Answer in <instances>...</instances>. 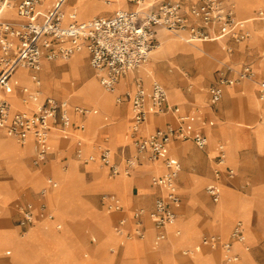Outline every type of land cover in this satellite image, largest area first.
I'll use <instances>...</instances> for the list:
<instances>
[{
	"label": "crops",
	"instance_id": "obj_1",
	"mask_svg": "<svg viewBox=\"0 0 264 264\" xmlns=\"http://www.w3.org/2000/svg\"><path fill=\"white\" fill-rule=\"evenodd\" d=\"M55 1L56 0H53L47 6V8L42 9V5H41L39 6V9L42 12H46L52 7ZM66 1L68 0H65V2ZM242 1H247V0H242ZM69 3L72 4L73 0L72 1L70 0ZM129 8H131V6L125 2V8H122V9H129ZM258 8L264 9V6H262L261 8L256 7L257 10L252 12V15L254 17L257 11L259 10ZM62 11L64 14L65 11H64L63 6H62ZM112 11L114 12L117 10H114V8H111V9H106L103 11L99 10L97 12H90L88 14H85L84 20H77L75 18H72L69 20L65 17V14H64L63 24L67 25L71 22H83V21L90 20L94 17H108L113 14ZM105 12H111V13L100 14V13H105ZM11 13H12V17H8L5 13L3 17L9 18V19H15L17 16L15 15V11L13 9H11ZM73 15H75V12H73ZM238 18L244 20V18L242 17H238ZM260 23L264 24V22L254 19V22H252L249 25V27L246 26L253 33L254 39L251 41H248V39H246L245 41L255 44L257 46V48L254 51L255 55L258 54L260 49L264 51V28H259L256 26V24H260ZM158 33H159V30L157 32V41L159 44ZM223 40H224V44H227L229 42L234 43L233 41L228 40V39H223ZM245 41L239 44H244ZM154 51L152 52L151 56L153 55ZM228 51L229 53H232L231 48ZM217 52H221V57L223 58L222 63L231 60L229 55L224 51L223 44H218L216 46L211 47L207 55H205V53L204 54L202 53L203 58L208 59L212 63L210 72L201 71V73L194 76V74L196 73V70L194 69V67L191 66L194 69L193 76L190 78V82H189L190 84L192 83L194 86L192 91L191 92L184 91L181 88L183 85H180L179 87L185 99L184 106H180L182 110H180L179 105H176V104L170 105L167 100V106L169 108L171 109L178 108V112H176V114L183 115L185 113L186 114L191 113V115L193 116L192 117L193 121L190 122L191 120L190 121L188 120L187 122V120H185L183 123H180L179 121L173 118V113H175L173 111H169L168 113H165L166 116L160 119L157 117L163 114H160V115L151 114L153 118L149 121V124H146L145 123L146 121H145L142 125L141 131L138 130L137 132L138 136L143 137V136L148 135V133L153 132L157 128H166V127L177 128L179 125H182L183 129L186 130V127H187L186 124H187L191 126L189 129H187V131H189V133L192 134V136L200 135V136H205L207 138L208 136H207L206 128L209 127V133L214 138V141H216V143L214 144V150L209 149L208 140L204 147H199L194 143L196 145L195 147L192 145L191 142L175 139L174 140L175 142H173L174 144H172L171 148H168V149L170 152L176 150L178 153L177 154L178 156L176 159H171L169 156H165V158H163L162 160L163 167L160 170H157V166L155 165L156 162L160 160V157L158 158L156 162H149L145 155H140L138 164L130 172V174H128V175L133 174L134 178L131 180V185L129 189L126 191V195L130 199L131 206L144 207V208H147L148 210H151L153 207V201L155 197L161 194L163 191L160 188L152 187L150 181L147 186V181H148L149 176L150 175L158 176V175L163 174L165 172V168H164L165 160H171L175 162L180 161L181 167H180V172L178 174L177 184H178V192L180 189L181 192L185 194V197L183 198L182 197L183 194L179 192L180 198H181L180 203L183 200H185V202H184L183 207L179 209V211H177L178 206L175 208L176 216H178L179 214L182 216L183 219L184 218L187 220L192 219L198 226H204L205 224L214 222L215 221L214 216H213L214 205L219 203V201L221 200V195H222L221 184L224 185L225 187L231 190V192H225V195H226L225 201H227L230 198L234 199L236 204L239 207V210H238L239 213L236 216H232L230 223L227 221L228 218H227L226 213L224 214L223 217L216 219L217 221H219L218 227L219 229H221V231H224L228 228V235L226 238L221 236L218 232H212L211 234H205V235H208V236L214 235V236H217L221 242H227L229 241L230 232L232 231L233 227L235 226L237 222L241 221L243 225L244 242L243 243L233 242L231 247H233V253L238 256L237 264H254L252 261L251 253L248 251L249 248L247 244L256 243L261 238L262 233H264L262 232L264 231V228H259L258 225L255 226L253 224L252 207L254 206L255 203L264 200V198H255L254 202H252L251 204V199L249 198V196L251 195V188L253 186L264 185V166L262 167L259 166L258 168H254L253 163H252L253 162L252 157L254 156L252 155V153H254L257 156L256 157L257 160L260 159V161H264V130L259 128V124L261 122H257L258 120L257 116L259 115L258 112L264 113V111H262V109L259 110L256 102L252 101V97L256 95V90L253 87V85L251 83L243 82V81L238 82L239 84L236 83L237 85L234 84L232 86L223 87L219 100L216 103H211L210 89L215 85L219 74H217L216 77L213 78V81L211 82L207 90L204 88L205 85L203 83V79L211 78L213 68L216 67L217 63H219L213 58V55L216 54ZM79 55H82L83 58H86L88 60V65H89V56L86 51H81L79 53H76L72 55L70 58L73 59L74 57L79 56ZM203 58H200L197 60L203 62ZM260 60L261 59L256 60L254 62V70L257 73V76L264 74V71L258 72V62ZM57 61L59 60L54 61V60L42 59L40 70L36 73V76L39 80L38 85L35 84L32 79L34 72L30 68L20 67V68H26L28 77L33 83V87H23L22 85L16 83L15 87H16V94L18 98L19 99L25 98L23 97L24 94L22 93V88H27L30 91H38V100H37L38 102L32 101V102H29L28 104H25L24 102L26 109H32L35 105L43 103L45 98L47 97H53L56 100H63V99H57L60 97L56 98V96L53 95L55 92V86H54L55 84L52 81L57 80V79L60 80L63 77L62 75H59L56 77L55 69L59 67H63L62 70H64L67 67L66 65L58 66L59 64L57 63ZM212 61H216L217 63H213ZM175 63L178 65V67H180V69L182 66H185L182 63H179L177 61ZM164 64H165V71L172 72L171 64H168L166 62ZM47 65H51L54 68L53 73L49 71ZM168 66H170L171 68L167 69ZM82 69L85 72V76L78 78V80L74 79V84L76 87L79 82H81V85L79 86L81 87L89 79L92 78L86 75L88 74V72L86 73L85 66H83ZM139 70L140 68L128 73L126 76L121 77L118 80L115 86L117 89L116 91L117 97L122 96L126 90H134L136 81L139 77L142 78L141 84L143 85L145 90L149 92L152 81L147 82V78L145 81L143 77L141 76V72H139ZM41 72H42V78L40 75ZM227 75L231 76L230 72L227 73ZM97 82H98V85H100L99 81ZM242 82L245 84H242ZM11 86H12V89L14 90V86L12 85V82H11ZM163 86L165 87V85ZM231 88H234L235 93H236V96L233 99H230L227 96V91L228 89H231ZM40 92L45 96H41ZM236 99L241 102V105H240L241 107L239 108L234 107V101H236ZM65 101H67L70 104L69 125L66 128V130H61L58 126H53L51 128V132L49 135L50 138H49L48 146H47L48 155H47V158L43 162H40L37 165L34 164L36 144L33 138L30 139L29 147H26L25 144L18 143L14 139H13L14 142L4 143L5 147L2 144L3 149L0 151V162L5 167V177L0 180V214H1L2 208L4 209L12 208V214L10 215L9 219L8 217H6V215H3L2 217H0V256L2 254L1 247L3 246V244H7L6 241H10L12 237L15 236L16 234L19 235V232H17L16 230V227H18L17 221L19 217L18 207L20 205H24L28 203V204H31L32 206L33 223L25 231L29 233L30 235V239L25 248V251L26 252L34 251L38 253L41 256L43 262L46 264H55L54 262H56L57 260L63 262L64 264H73L75 260L86 261V260L78 259L82 255L83 250L80 252L82 245H79L78 242L75 241L74 237L68 235L67 229H66V227L68 228V225L70 222L72 221L78 222L82 220H88L90 224L92 225V228L94 229V231L96 233L99 232L98 234L101 235V239L104 238L103 246L99 250L97 249L96 251V254L99 255L100 258L99 260L94 261L92 264H122L123 259H126V257H129V256H131V258H134L137 253H140V259L142 261H145L148 264H152L154 262L153 260L144 259V256L142 254L143 250L139 248L141 244L132 245L135 242H138L141 240L132 241V242H124L125 238L127 237V234L132 233V227L129 226L128 223H126L124 226V233L117 234L115 232L116 236L112 233V229L110 233H105V232H102L97 227L96 224L102 221L105 215L106 217L108 216L110 217V219H112L111 220V225H112V222L114 220V217L112 216V214H110L112 212L99 211L95 209L92 204L84 201L81 198V195L84 192H86L87 194H94L97 191H106L105 188L100 183V180L102 177V173L100 172V170H92V171L86 170L87 172H91L92 175L94 176L93 181L87 184L82 176V185H80L77 195L73 194L71 196L74 199L69 198L68 196L69 195L68 193L71 192V190H69V186H65V189L59 194L56 200L59 206L58 213H60V215L64 217L65 222H66L65 227H63L64 229H62L61 231H59V229H61V225L54 221L55 218L53 217L52 214H49L46 216L42 213V211H46L47 209V203L43 199V196L46 193L45 191H48V192L53 191L56 189V187H51L48 185L42 188L34 196L31 195L32 190L36 188L32 186V184L28 181V176L26 175L29 171H31L28 168V160L30 156H32L31 163L35 167V169L39 167L40 165L47 163L48 158L51 154H54L53 159L51 161H55L57 158V154L54 151H52V147L54 146V143L51 139V135L54 133H58L64 139H66V136L68 137V131L70 129L72 132H74L76 131V128H81V125L79 124V122H77V115H80V118H86L88 116L87 111L86 113H78L73 110V106H77L83 110H87L86 108L76 105L74 102H70L68 100H65ZM115 102L118 103V105H116L115 103V106L119 107L121 111V115L124 116L128 112L131 118V111H130L129 104L125 101L118 102L117 99H115ZM224 103L226 104L225 109L222 108V105ZM83 105H86V104H83ZM217 107L221 108V110L218 112H217L218 110ZM112 113L116 115L115 110H113ZM117 119L118 118L115 117L113 123ZM124 124L125 122L124 120H122V123L118 124L121 126H118L117 128L118 129L119 127L122 128ZM129 129H130V121H129ZM106 131L107 130H105V128L101 129L100 131H96V133L93 136V141L96 142V140L99 137H102L103 134L106 133ZM224 135H227V136L229 135L232 141H235L239 144L238 149H237V165H236L237 169H234L232 166L226 163L225 167L233 169L235 173L231 177H229L226 173V168L224 167L221 169L220 175L216 177L213 171L214 169L213 167L212 168V178H210L208 184L205 186V192L214 204L212 205L208 204L206 200H201L200 201L201 204H200L199 200L201 199L200 197L202 196L201 190L203 189V186L205 185V183L208 181V177L210 174L211 160H213V164L215 165V159L218 153L217 145L218 143H221L218 141H223L222 137ZM4 136L5 138L12 139L10 137H7L4 134V132L0 130V138H3ZM121 137H122L121 134L117 135L118 140L119 139L121 140ZM131 138L132 137H130V139L127 140L128 141L127 143L123 144L126 146L122 147L121 144L117 145L116 147L117 149H115L112 152V159H114V161L115 160L118 161L119 158H123L124 156L132 157L136 154L135 148L134 146H132ZM72 140L73 138L71 137L68 138V141L64 145V149L61 151V153L65 152L64 150L68 148V145L71 144ZM130 143H131V146H130ZM224 145L226 146V143H224ZM2 146L0 145V147ZM91 148H96V147L90 146L88 148L86 155L90 153ZM224 151H225V154L227 155V149H225ZM77 153H79L78 150H77ZM94 154H95L94 156L97 157L98 162L102 166H105L100 162V158H99L100 147H97L94 150ZM86 155L80 156V157L85 158ZM70 161L72 162L71 163L72 167H74L77 170L76 161L73 159H71ZM154 169H156V171ZM106 170L110 176V179H114L115 177L117 178L121 176L122 174L121 172L120 174L113 176L110 173V170L108 167ZM245 178L249 179V190L246 193L241 192L240 190H237L236 188H234L236 187L235 186L236 184L239 185L243 183ZM53 181L55 182V180ZM210 185H214L218 188L219 200L217 202L213 201L212 197L206 191V187ZM111 190L114 192L121 191V188L113 186ZM42 191H44V193H42ZM197 194H199L198 195L199 197L197 196ZM42 204L45 205V208L43 210L41 209ZM101 204L102 206H104V202L102 200H101ZM250 204H251V208H250ZM101 213H106V214L101 216ZM35 214L37 216V220H35ZM121 215L122 214L120 213L117 215L119 217L116 219L115 224L118 225ZM49 216H52L51 219L49 218ZM94 216L97 217L96 221H93L91 219ZM237 218H242L244 222L241 219H237ZM143 221H144L145 230L147 231L149 226H152V222L149 221V219L146 216L144 217ZM53 222H55L54 226L51 225ZM58 225L60 226L59 229H57L56 227ZM19 230L21 232L20 228ZM115 230H116V227H115ZM153 233L155 234L154 230H153ZM202 234L203 233H200L199 236ZM165 235H166L165 240L158 244H156L153 239V242H152L153 246L154 247L163 246V244L167 241L168 232H167L166 227H165ZM221 237L224 240L226 239V241L224 240L222 241ZM198 238H196V240ZM137 239H140V238H137ZM196 240H194L193 242H195ZM90 241L92 243H95L96 242L95 237H92ZM113 244H118V246L121 248L119 249V252L115 254H108L107 248H109V246ZM199 248L204 249V250L206 249L208 251H204L201 256L198 255L197 260L191 261V260L182 258L179 255V250L177 252V250L175 251V249H173L171 245H167L165 249L162 250V255L166 257L174 251V257H172L173 261L171 260V258H168V261H172V263L167 262V260L164 262L160 260V261H157L156 264H175V263L177 264H221V262L224 261V258L227 255V253L224 252V250H223V254H221L219 251H217L218 249L216 248L211 249L207 245L202 244L201 241L199 242L198 246L194 247V250L188 251L187 255L192 256L194 252L200 250ZM106 249H107L106 251L107 253L105 252ZM84 256L86 257L87 254H85ZM243 256L246 259H249L248 262H245V261L240 262ZM57 263L61 264L60 262H57Z\"/></svg>",
	"mask_w": 264,
	"mask_h": 264
},
{
	"label": "built area",
	"instance_id": "obj_2",
	"mask_svg": "<svg viewBox=\"0 0 264 264\" xmlns=\"http://www.w3.org/2000/svg\"><path fill=\"white\" fill-rule=\"evenodd\" d=\"M44 0H0V130L7 137L24 144L29 135L36 144L34 164L43 162L48 155L47 141L53 126L66 130L69 125L70 104L65 100L45 98L36 110L31 113L12 111L5 95L11 89V76L19 67L30 68L35 84H39L36 73L40 70L42 59L68 60L72 55L86 51L89 65L97 75L99 84L111 90L121 77L137 70L148 62L152 51L158 46L157 32L165 29L170 32L185 31L188 41L204 39H228L236 44L245 41L250 33L246 20L239 19L235 12L234 0H159L156 4L146 0H124L131 6L129 9L114 11L108 17H94L83 22H62V4L65 0H56L52 7L42 12L39 6ZM13 9L15 19L4 18L6 10ZM254 19L264 22V9H259ZM231 71L219 73L215 85L210 89V101L216 103L222 93V88L236 84L239 80H253L256 74L249 64H244L236 72V76H228ZM142 79L138 78L134 90H126L117 101H125L131 109L130 131L132 144L136 154L124 156L121 169L111 163L112 152L106 146L100 148V162L108 166L113 176L130 174L138 164L139 156L145 155L149 162L160 157L161 150L172 140H185L190 136L185 134L182 125L177 128H157L146 136L137 135L138 127L148 114H159L171 108L167 106L165 87L153 80L149 92L143 87ZM257 95L264 102V77L257 82ZM23 97L36 101L38 91L22 88ZM78 113L85 110L73 106ZM178 112V108H172ZM185 119L179 118L183 123ZM199 147L207 143L205 136H192ZM80 146V143H77ZM80 152V150H78ZM226 166L223 146L218 145L215 159L214 174L218 177L221 169ZM165 172L151 177L154 188L166 187L155 197L153 207L149 210L152 227L155 232L156 244L165 240V224L176 216L175 208L180 203V194L176 184L180 172V164L175 161H164ZM226 168V167H225ZM229 177L233 169L226 168ZM48 185L56 187L53 180ZM213 201L219 200L218 188L214 185L206 187ZM44 193V191H42ZM108 209L120 210L122 205L111 195L102 197ZM45 205H41L43 210ZM31 204L18 207L17 226L24 233L33 223ZM145 214L142 208H137L131 215L133 221L132 233L127 237L142 238L145 234ZM49 218H51L49 216ZM125 219H121L116 227L118 234L124 233ZM242 225L237 222L230 232L229 241L221 242L217 236L211 235L203 239L212 247L221 246L227 252L225 264H236L238 256L230 252L234 241L241 240Z\"/></svg>",
	"mask_w": 264,
	"mask_h": 264
},
{
	"label": "rangeland",
	"instance_id": "obj_3",
	"mask_svg": "<svg viewBox=\"0 0 264 264\" xmlns=\"http://www.w3.org/2000/svg\"><path fill=\"white\" fill-rule=\"evenodd\" d=\"M47 1H49V3H51L53 0H47ZM92 1L100 2L101 3L100 10H102V11L106 10V9H111V8H114V10H119V9L125 8V2H123V1H117V2H110L109 0H92ZM152 1H154V0H152ZM234 1H235L236 15L238 17H242V18H244V20H246V22H247L246 26L247 27H249V25L252 22H254V16L252 15V12L257 10L256 7L261 8L262 6H264V0H247V1H244L246 3V5H245L246 11L241 12V11H238V8H237L238 0H234ZM64 11H65V9H64ZM106 13H111V12H105V13H100V14H106ZM64 14L66 17V11L64 12ZM248 15H249V17H248ZM250 19H252L251 20L252 22L248 21ZM78 20H83V19L78 18ZM256 26L259 28H264V24H261V23L256 24ZM248 31L250 33V36L248 37V41H251L254 38V35L249 29H248ZM179 32H177V33H179ZM160 33H161V31L159 29V33H158L159 43H160V37H159ZM182 33H184V36L187 37L186 32H182ZM165 36H167L168 38H172V37L175 38L178 35H176L174 33L173 34L168 33ZM222 41H223L222 44H223L224 51L229 55L231 60L222 63L223 58L221 57V52H217L216 54L213 55V58L216 61H218L219 63H217L216 61H212L213 63H217L216 67H214L212 70V76H211V78L203 79V83L205 85L204 88L206 90L208 89L209 85L213 81V78L216 77L217 74L225 72L227 67L231 68V71H230L231 76H236L235 75L236 72L238 70H240V68L244 64H249L252 67L253 71L255 72L254 62L256 60L261 59L258 62V72L264 71V51H262V49H260L258 54L255 55L254 51L257 48V46L255 44H252V43H249L246 41L244 44H235V43H230V42L227 44H224L223 39H222ZM182 43H183V41H182ZM205 43H208V42H205V41L204 42L203 41L192 42L191 45L200 46L201 44H205ZM230 48L232 49V53H229V51H228ZM156 50H158V47L156 48ZM177 56H175V57H177ZM200 58H203V54L191 55L190 58L188 59V61L183 62V65H185L186 67L182 66L181 69H180V67H178L179 71L186 78L185 85L181 84V85H183L181 88L184 91H187V92L190 91L191 92L193 87H194L192 83L191 84L189 83L190 78L193 76L194 69L196 70V73L194 74V76L201 73V71H204V72L209 71L210 72V68L212 65L211 61H209L206 58L205 59L203 58V62L197 60ZM70 59H72V58H69L67 61L66 60H59V61H57V63H62L63 65L68 66V64L71 61ZM84 59H85V70H86V73L88 72V74H86V75L88 77H92L89 80H95V79L97 80V75L89 67L88 60L86 58H84ZM172 61H173L172 55L163 56L161 58L160 63H158L151 56L150 60H149V71L147 72V74H146L147 77L145 76V78H147V82H149V80H152V78H153V80H156L160 84L162 83L163 85H165L167 93H168V103L170 105H172V104L179 105L180 110H182L180 106H184V100L185 99H184V96L182 95L181 90L179 89L180 83L174 81V77L172 78L171 75L174 72L173 69H172V72L165 71V64L164 63L166 62V63L172 65V63H171ZM192 61H194V62H192ZM191 66L194 67V69ZM170 68H171L170 66L167 67V69H170ZM62 69H63V67H59V68L55 69V76L56 77L60 75V71ZM153 69H157V70H153ZM64 70H62V71H64ZM158 71H161L162 74H161V72H158ZM255 74L257 76L256 72H255ZM40 75L42 78V72ZM262 76H264V74L257 76L256 78H253V80H239V81L251 83L256 90L255 96L259 99V97L257 95L256 82ZM243 82H242V84H245ZM19 84L22 85L23 87H33V83L31 82V80H28L26 82H21ZM85 84H83L81 87H83ZM80 85H81V82H79L77 84V87H79ZM81 87H79V88H81ZM99 87L105 93L112 94L114 96L113 97L114 103H116L115 102V99H117L116 87L111 91H105L103 89V87L100 85H99ZM172 88H174L176 92L178 91L180 95L173 96L172 92H171ZM228 92H231L232 94L228 93ZM15 95H16V97H18L16 94V87H15ZM40 95L45 96L43 94H40ZM53 95L56 96V98L60 97L57 99L68 100L70 102H74L76 105H79L81 107L86 108L87 110H85V111L88 112V116L86 118H80V115H77V122H79V124L81 125V128H76V131H74V132H72L70 129L68 131V137L66 136V139H64L60 134L58 135V136H60V139L58 140L57 143H54V146L52 147V151H54L57 154V158L55 161H51L53 159V156H54V154H51L48 158L47 163L40 165L39 167H37L35 169V167L31 163V157L32 156H30V158L28 160V168L31 171H29L26 175L28 176V181L32 184V186H34L36 188V189L32 190V192H31L32 196H34L36 193H38L42 188L48 186V181L51 179L55 180V182L57 184L56 189L52 191V192H54V195L52 196V200H53L52 202H50L46 198L48 193H50L51 191H49V192L45 191L46 193L43 196V199L47 203V209H46V211H42V213L46 216L49 214H52L53 217L55 218L54 221L61 225V229H59V231L64 229L63 227H65L66 222H65L64 217L62 215H60V213H58L59 212V206L56 202L59 194L65 189V186H69V190H71V192H69V190H68V192H69L68 196H69V198L74 199L71 196L73 194L77 195L79 187H80V185H82V176H83L85 182L87 184H89L90 182L93 181L94 176L92 175L91 172H87V171L100 170V172L102 173L100 183L105 188V190L107 192L106 191H97L94 194H87L86 192H84V193H82L81 198L84 201L92 204L94 206V208L99 210V211H108V212H113V213H114L113 208L108 209L106 207V205L102 206L101 200H102V197H104L105 195H110V194H111V196L113 195L115 198H117V200L122 205V208H121V211H118V213L117 212L115 214L110 213L114 217V220H113L112 225H111L112 219H110L107 231L111 232V229H112V233L116 236L117 232L115 230V227H117V224H115V221L119 217V216H117L119 213L122 214L120 220L125 219L126 223H128L129 226L133 227V224H132L133 221L131 220V215L134 212V210H136L137 208H142L145 211V213H144L145 216L147 218L151 219L149 216V212H148L149 210L147 208L131 206L129 198H128V201L125 203V201H124L125 192L123 190H121L120 192L119 191L114 192L110 189V187H112L116 184V181L118 179L121 178V180H119V183H123L122 179H127V180L133 179L134 175L133 174L127 175V174L122 172L121 176H119L117 178L115 177L114 179H110V176L106 170L107 167L102 166L98 162L97 157L94 156L95 155L94 150L97 147L101 148V147L106 146V147H109L111 152H113L115 149H117L116 148L117 145L121 144L122 147L126 146L123 144L127 143L128 142L127 140L130 139V136H131V132L129 129L130 116H129L128 112L126 115H124V116L121 115L119 117H117L114 114L109 113L108 117L106 116L105 119L100 120L97 123V125H96L97 129H95V132H93L92 128L86 129L88 126L87 120H88V118H90L92 116V114H94L93 108L97 105V103H95V105H94L93 102L81 100V99L77 98L74 94H68L61 89L55 90ZM227 96L230 99H233L236 96L235 89L234 88L228 89ZM255 96H253L252 99ZM5 98L9 102L11 109L13 111L26 109L24 102H22V99H20V100L23 104L21 102L14 103V101H12L13 100L12 97H10L8 94L5 95ZM83 104H86L87 106L83 105ZM262 104H264V102H262ZM116 105H118V103H116ZM240 105H241V102L236 99V101H234V107L239 108V107H241ZM115 107H118V106H115ZM225 107H226V104L224 103L222 105V108L225 109ZM217 109H218L217 112L221 110V108H219V107H217ZM165 116L166 115L163 114L157 118H164ZM115 117H117L118 119L113 123ZM125 117H128V122H127L126 126H123L122 128L119 127V129H118L117 127L121 126L118 124H121L123 118H125ZM180 117H183L185 120H187V122H188V120L189 121L191 120L190 122L193 121V118H192L193 116L191 115V113L190 114L185 113L183 115H178L176 113H173V118L175 120L179 121ZM152 118H153L152 115L148 114L145 123L149 124V121ZM257 119H258L257 122H261L262 124H264V115L261 116L259 114L257 116ZM82 124L85 126L82 127ZM186 126H187L186 132H184V133L188 134L190 137L183 140V141L191 142L192 145L196 147V145L194 144V141L192 140V134H190L189 131H187V129H189L191 126H189L187 124H186ZM103 128H105V130H107L106 133L103 134V136H105V137H103V136L99 137L96 140V142H94L93 141L94 134L96 133V131H100ZM141 129H142V127L140 128V131H141ZM206 132H207V136H208L207 140H208L209 149L214 150V144L216 143V141H214V138L209 133V127L206 128ZM118 134H121V136H122L121 140L120 139L118 140V138H117ZM70 137L73 138L71 144H69L68 148L64 150L65 152L61 153V151L64 149V145L66 144V142L68 141V138H70ZM230 138L231 137L229 135L228 136L224 135L222 137L223 141H218V142H221V143H218V145L223 144V149L224 150L227 149V155L225 154L226 163H228L234 169H237V167H236L237 158H234V159L232 158L231 153H230L229 144L226 141L227 139H230ZM28 139H26V141ZM177 140H181V139H177ZM131 141H132V139H131ZM173 142H175V141L169 142L166 146H169L168 148H171L172 144H174ZM77 143H80V146L77 145ZM224 143H226V146L224 145ZM218 145H217V149H218ZM90 146L96 147V148H91L90 153L88 155H86L88 148ZM130 146H131V143H130ZM132 146H133V144H132ZM238 146H239V144L237 143V145L235 147L236 157H237ZM127 147H128V145H127ZM77 150H80V152L77 153ZM177 154L178 153L176 150L170 152L169 149L167 151H163V154L160 153L161 160L157 161L155 164L157 166V169L160 170L163 167L162 166L163 165L162 160H163V158H165V156H169L171 159H176L178 156ZM84 155H86L85 158L80 157V156H84ZM133 155H134V153H133ZM210 155H211V153H210ZM252 155H254L252 157V161H253L252 163H253L254 168H258L259 166L260 167L264 166V161H260V159L257 160L256 159L257 156L254 153H252ZM71 159L76 161V168L81 174L74 167H72V164H71L72 162L70 161ZM110 162L116 164L119 169H121L123 164H124L122 158H119L118 161H116V160L114 161V159H111ZM178 162H179V164H181L180 161H178ZM52 165H53V167H52ZM210 165H211V167H210V174L208 177V181L205 183V185L203 186V189L201 190L202 196L200 197L201 199L199 200L200 204H201V202H200L201 200H206V202L208 204H211V205L214 204L205 192V186L208 184L210 178H212V168L215 167V165L213 164V160H211ZM180 167H181V165H180ZM234 173H235V171H234ZM4 177H5V167L0 162V180L3 179ZM151 177L152 176L150 175L148 178L147 186H148V183H149ZM39 180H40V182L35 186L34 183H36V181H39ZM21 183H22V181H21ZM176 184H177V182H176ZM177 186H178V184H177ZM221 186H222L221 200L219 201V203L214 205L215 208L213 209V216L215 219L214 222L205 224L204 226H198L192 219H189V220H187L185 218L183 219L182 216L178 214V216H176V218L172 222L167 224L166 229L168 232V239L165 243H166V245H171L172 248L175 249V251L177 250V252H178V250H179V255L182 258L187 259V260H191V261L197 260L198 255L201 256L204 251H208L206 249L204 250V249L199 248L200 250L194 252V254L192 256L187 255L188 251L194 250V247L199 245V242L202 240L203 237L205 238L206 236H208L205 234H211L212 232H218L224 238L227 237L228 228L224 231H221V229H219V227H218L219 221H217L216 219L223 217L224 214L226 213L227 218H228L227 221L230 223L232 216H236L239 213V211H238L239 207L236 204L234 199L230 198L227 201H225V197H226L225 192H231V190L222 184H221ZM235 186L236 187H234V188H236L237 190H240L241 192L246 193L249 190V179L245 178L243 183H241L239 185L236 184ZM179 192H181L180 189H179ZM107 193H109V194H107ZM198 195L199 194H197V196ZM182 197L184 198L185 194H183ZM249 198L251 199V204H252V202H254L255 198H264V185L253 186L251 188V195L249 196ZM184 202H185V200H183L178 205L177 211H179V209H181L183 207ZM251 204H250V208H251ZM218 207H223L222 208L223 211L220 214H216V209ZM11 214H12V208L11 209L10 208H8V209L2 208L0 217H2L3 215H6L9 219ZM105 214L106 213H101V216L105 215ZM252 214H253V218H252L253 224L255 226L258 225L259 228H264V200L254 204V206L252 207ZM104 217H106V215ZM91 219L93 221H96L97 217L94 216ZM237 219H241L244 222V220L242 218H237ZM237 219H235V220H237ZM35 220H37L36 214H35ZM55 222H53L51 225L54 226ZM240 223H241V221H240ZM96 225L98 227V224H96ZM170 226H171V229L169 228ZM66 229H67V234L74 237L75 241H77L79 245H82V247L80 249V252L83 250L82 255L78 259L86 260V261L75 260L73 262V264H92L94 261L99 260L100 257H99V255L96 254V251H97V249L99 250L103 246V240L104 239L101 240V235H99L98 233H96L94 231V229L92 228V225L90 224V222L88 220H82V221H78V222L72 221L69 223L68 228L66 227ZM16 230H17V232H19V235L16 234L14 239L12 238L10 241H6L7 244H3V246L1 247L2 254L0 256V264H22V263L23 264H46L43 262L41 256L38 253H36L34 251H31V252L25 251V248L27 246L26 244H28V241L30 239L29 233L25 232L26 230L24 231L25 233L20 232L18 227H16ZM262 232H264V231H262ZM200 233H203V234L199 236ZM198 236H199V238H198ZM92 237H95V239H96L95 243H92L90 241V239ZM196 238H198V239L196 240ZM153 239H154V233L152 232L151 239H150V241L148 240V230H147L142 238L137 239L134 236H130V237H126L124 242H132V241H138V240L146 241V244L148 245V254H155V253H158L164 245L160 246V247H154L153 243H152ZM194 240H196V241L193 242ZM223 240L224 239L222 238V241ZM141 241H138V242H141ZM224 241H226V239ZM247 246L249 248L248 251L251 253L253 263L254 264H264V233H262L261 238L256 243L247 244ZM120 248L121 247H119L118 244L110 245L109 248H107L108 254H115V253L119 252ZM107 249L105 250V252L107 251ZM216 249H218L217 251H219L221 254H223V249L221 248V246H217ZM230 252L233 253V247H231ZM85 254H87L86 257L84 256ZM172 257H174V251L166 257L161 255V257L157 258L156 262L160 261V260H162V261L167 260V262H169L168 258H171V260L173 261ZM144 259H145V257H144ZM172 261H170V262L172 263ZM57 262L64 264L63 262H61L59 260H57L54 263L58 264ZM240 262H242V258H241ZM130 264H148V263L145 261H142L140 259V256H138L133 261H131ZM175 264H177V263H175ZM221 264H225L224 261L221 262Z\"/></svg>",
	"mask_w": 264,
	"mask_h": 264
},
{
	"label": "bare ground",
	"instance_id": "obj_4",
	"mask_svg": "<svg viewBox=\"0 0 264 264\" xmlns=\"http://www.w3.org/2000/svg\"><path fill=\"white\" fill-rule=\"evenodd\" d=\"M70 0L64 2L62 4L63 8L65 9L66 11V18L67 19H72V18H75L78 20V18H82L83 20L85 19V14H88L90 12H97L100 10V7H101V3L98 2V1H92V0H73V3H69ZM72 1V0H71ZM110 2H117V1H123L124 0H109ZM159 0H146V2H150L152 4H156ZM49 1L47 0H44L42 2V9H45V7L47 8V6L49 5ZM40 5V6H41ZM246 3L242 0H238V4H237V8H238V11H241V12H244L246 11ZM122 9H119L117 11H120ZM73 12H75V15H73ZM240 12V13H241ZM5 14L8 16V17H12V13H11V10H6ZM249 17V15H248ZM64 20V14H63V11H62V22ZM252 19L248 20V21H251ZM252 22V21H251ZM161 33L159 34V37H160V43L159 45L157 46L158 47V50L154 51L152 57L158 62L160 63L161 62V58L163 56H169V55H172V59L173 61L171 62L172 63V69H173V74L171 75L172 78L174 77V81L180 83L181 84H185L186 83V78L185 76L179 71L178 69V65L175 63L176 61L179 62V63H182L183 62H186L188 61V59L190 58L191 55H197V54H204L207 55L208 52L210 51V48L213 47V46H216L218 44H222V39H219V40H214V39H204V40H197V41H188L187 37L184 36V33L182 32H185V31H177V32H170V31H167L165 29H160ZM176 34L178 35L177 37L175 38H168L167 36H165L166 34ZM248 39V38H247ZM254 39V38H253ZM252 39V40H253ZM183 41V43H182ZM199 41H205V42H208V43H205V44H201L200 46H195V45H191L192 42H199ZM189 43V44H188ZM153 52V51H152ZM152 54V53H151ZM213 54V53H212ZM178 55V56H177ZM177 56V57H175ZM151 57V55H150ZM192 58V57H191ZM152 59V58H151ZM205 59V58H204ZM150 60V58H149ZM149 60L147 63H145L144 65H142L140 67V70L139 72H141V76L143 77V79L145 80V75L147 74V72L149 71ZM151 63V62H150ZM261 63V62H260ZM59 65L58 66H63L62 63H58ZM154 65V64H153ZM83 66H85V60L83 58L82 55H79V56H76L74 57L70 63L68 64V66L65 68L64 71H61L60 75H62V79H57V80H53L52 82L55 84V90L57 89H61L63 90L64 92L68 93V94H74L77 98L81 99V100H86V101H90V102H93L94 105L95 103H97V105L93 108L94 110V114H92V116L90 118H88L87 120V128L86 129H89V128H92L93 129V132H95V129H97V123L100 121V120H103L105 119V117L107 116L108 117V114L112 113L113 110L116 111V116L119 117L121 116V111L119 109V107H115V103H114V100H113V95L112 94H109V93H105L102 89H100L99 85H98V82L97 80H89L88 82H86V84L81 87V88H77L74 84V79H77L78 78H81L82 76H85V72L84 70L82 69ZM49 71H51L52 73L54 72V68L51 66V65H47ZM156 67V66H155ZM153 70H157V69H153ZM159 70V69H158ZM158 72H161V71H158ZM162 74V72H161ZM140 75V74H139ZM12 79V85L14 86V90L10 89V91L8 92V95L10 97H12V101H14V103H18V102H21V100L16 97L15 95V85L16 83H21V82H26L28 80H30V78L28 77V74H27V71H26V68H17L16 71L13 73V75L11 76ZM139 77V76H138ZM147 77V76H146ZM152 77V76H151ZM94 78V77H93ZM140 78V77H139ZM150 78V77H149ZM142 79V78H141ZM146 81V80H145ZM150 81H153V78L152 80H149ZM156 81V80H155ZM240 82V81H239ZM149 84V83H148ZM120 85V84H119ZM234 85V84H233ZM53 86V87H54ZM227 86H232V85H227ZM179 87V86H178ZM225 87V86H224ZM115 88V87H114ZM113 88V89H114ZM104 89V88H103ZM111 89V90H113ZM223 89V88H222ZM105 91H111V90H107V89H104ZM171 92H172V95L173 96H178L180 95L179 92L175 91L174 88L171 89ZM166 93H167V90H166ZM228 93H231V92H228ZM40 94H42L40 92ZM232 94V93H231ZM5 97V96H4ZM6 99V98H5ZM38 100V99H37ZM36 100V101H37ZM167 100H168V93H167ZM33 100H30V99H27V98H24L22 99V102H25V104H28L29 102H32ZM253 102H256L257 106H258V109L262 111H264V104H262V101L260 99H258L256 96L252 99ZM21 102V103H22ZM38 102V101H37ZM23 104V103H22ZM17 105V104H16ZM39 104L35 105L32 109H24V110H17L18 112H22V113H31L32 111L36 110V108L38 107ZM11 107V106H10ZM26 108V107H25ZM12 110V109H11ZM13 111V110H12ZM131 111V109H130ZM169 111H172L171 109L165 111V112H161L159 113L158 115L160 114H165V113H168ZM258 114H260L261 116L264 115V113L262 112H258ZM148 116V115H147ZM147 119V117H146ZM145 119V121H146ZM160 119V118H159ZM97 120V121H96ZM125 124L124 126H126L127 122H128V117H125L123 118ZM144 121V122H145ZM143 122V123H144ZM142 124H140V126L138 127V130H140V128L142 127ZM85 125L82 124V127H84ZM259 128H261L262 130H264V124H259ZM131 132V131H130ZM5 134V133H4ZM149 134V133H148ZM59 134L58 133H54L51 135V139L53 141V143H57L58 140L60 139V136H58ZM131 137V136H130ZM29 138V139H28ZM28 140L25 142V146L26 147H29L30 146V139H32V136L29 135L28 136ZM50 138V137H49ZM49 138H48V141H49ZM132 139V138H131ZM48 141H47V145H48ZM174 141V140H172ZM227 143L229 144V148H230V153H231V156L232 158H237L236 157V151H235V147L237 145V142L235 141H232L231 138L230 139H227L226 140ZM9 142H14L13 139H8V138H0V145L2 146V144L4 145V143H9ZM16 142V141H15ZM171 142V141H170ZM18 146V145H17ZM16 146V147H17ZM223 146V145H222ZM5 147V145H4ZM169 146H165L162 150H161V153L163 154V151H167ZM8 148V147H7ZM3 149V146L0 147V151ZM16 149V148H15ZM18 149V148H17ZM22 150V149H20ZM224 151V149H223ZM224 155H225V151H224ZM226 158V157H225ZM158 160V159H157ZM157 160H154L152 162H156ZM161 160V158H160ZM200 160V159H199ZM163 163V162H162ZM106 166V165H105ZM108 167V166H107ZM165 168V167H164ZM156 171V169H154ZM158 170V169H157ZM119 180L118 179L116 181V184L114 185L115 187H118V188H121V190H123L125 192V198H124V201L125 203L128 201V196L126 195V191L129 189L130 185H131V180L132 179H122L123 183H119ZM125 181V182H124ZM40 182L39 181H36V183H34V185L36 186L38 183ZM113 187V186H112ZM110 187V189L112 188ZM162 191L165 193L166 191V187L163 186L162 187ZM120 192V191H119ZM123 192V193H124ZM54 195V192H50L48 193V195L46 196V198L52 202V196ZM69 206V205H68ZM72 206V205H71ZM67 208V207H66ZM69 208V207H68ZM215 208V207H214ZM223 207H218L216 209V214H220L223 209ZM70 209V208H69ZM114 213L115 214L116 212L118 211H121L120 210H116V209H113ZM70 213V212H69ZM145 213V211H144ZM5 217V216H4ZM7 217V216H6ZM52 217V216H50ZM151 218V217H150ZM176 218V216H175ZM175 218H173L171 221L167 222L165 224V227L167 226V224H169L170 222H172ZM51 219V218H50ZM149 219V218H148ZM152 219V218H151ZM149 219V221L152 222V220ZM109 222H110V217H104V219L102 221H100L98 223V227L99 229L102 230V232H105V233H110L109 231H107L108 229V225H109ZM242 223V222H241ZM102 224V225H101ZM242 225V224H241ZM57 229L60 228V226H56ZM171 229V226L169 227ZM152 232H153V229H152V226H149L148 228V240L150 241L151 239V236H152ZM99 233V232H98ZM35 235V234H34ZM206 237H209V236H206ZM205 237V238H206ZM13 239L15 238V236L12 237ZM25 238V237H24ZM29 238H30V235H29ZM20 239V238H19ZM104 238H102L101 240H103ZM203 239L204 237L202 238L201 240V243L204 244V245H207L209 248L211 249H215L217 247H212L211 245H209L208 243H204L203 242ZM26 241V240H25ZM14 242V241H13ZM234 242H240V243H243L244 242V236H243V225H242V236H241V240H237V241H234ZM20 244V243H19ZM137 244H141L140 245V249L143 250L142 251V254L143 256L145 257V259H151L153 260L154 262L152 264H156V260L158 257H161L162 255V250L165 249V247L167 246L166 243H164L163 247L161 248V250L158 252V253H155V254H148V245L146 244V241H141V242H135L134 244L132 245H137ZM27 245V244H26ZM14 247V246H13ZM25 248V247H24ZM131 249V248H130ZM248 249V248H246ZM96 250V249H95ZM224 252H226L225 249H223ZM93 251V250H92ZM227 253V252H226ZM130 254V253H129ZM25 255V254H24ZM29 256V255H28ZM133 256V255H132ZM138 256H140V253H137L136 256L134 258H131V256L129 257H126V259H124L122 261V264H130L131 261H133L135 258H137ZM26 259V258H25ZM249 259H246L244 256L242 257V262L245 261V262H248ZM165 260H163L164 262ZM170 262V261H169ZM238 262V261H237ZM23 264V263H22ZM237 264V263H236Z\"/></svg>",
	"mask_w": 264,
	"mask_h": 264
}]
</instances>
